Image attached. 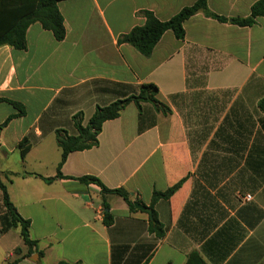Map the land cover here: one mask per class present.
Masks as SVG:
<instances>
[{
  "label": "crops",
  "instance_id": "0c3cea01",
  "mask_svg": "<svg viewBox=\"0 0 264 264\" xmlns=\"http://www.w3.org/2000/svg\"><path fill=\"white\" fill-rule=\"evenodd\" d=\"M196 1L60 0L63 40L36 22L25 31V49L0 46V183L37 242V252L17 264H186L190 254L205 264H264V114L256 107L264 98V16L239 27L196 13L183 23L182 40L167 31L147 57L119 42L144 24L143 11L164 22ZM257 1L207 0V8L246 18ZM147 83L171 113L143 105L155 125L139 133L138 111L128 104L102 124L96 147L70 153L60 171L123 188L145 207L153 192L183 180L153 204L160 238L148 231L149 213L130 211L119 197L71 179L42 180L55 176L60 160L56 130L76 136L73 116L85 126L97 107ZM196 90L233 96L218 109L200 104L183 115L178 100ZM9 101L24 113L6 122L18 113ZM238 122L246 131L232 133ZM0 204L5 212L1 191ZM11 231L19 235L0 225V244ZM21 245L2 251L0 264L25 255Z\"/></svg>",
  "mask_w": 264,
  "mask_h": 264
},
{
  "label": "trees",
  "instance_id": "16d2710c",
  "mask_svg": "<svg viewBox=\"0 0 264 264\" xmlns=\"http://www.w3.org/2000/svg\"><path fill=\"white\" fill-rule=\"evenodd\" d=\"M60 0H3L0 7V46H9L13 49L23 50L25 44V31L30 24L39 23L40 26L52 33L56 41H61L65 37V29L63 26V18L57 9L56 3ZM196 13H202L205 17L211 18L221 23H230L239 27L251 26L256 19L264 16V0H258L250 9V14L246 18H224L215 15L207 8V0H197L192 6L185 7L175 16L167 21H159L149 11H143L142 16L145 22L142 26L134 27L125 35L119 38L120 43H126L134 47L144 57L151 54L154 46L157 44L161 36L170 31L178 40L184 38L183 23L191 18ZM158 89L155 85L147 83L140 86L137 94L127 98L116 100L105 107H97L89 119L88 123L83 126L80 114L73 116V126L77 131L76 136H69L63 130L55 131V139L58 148L61 150L60 160L56 165V174L52 178L42 179L46 183H50L57 179H71L78 181L84 185H94L99 188L102 197L105 195H113L121 198L128 206L130 211H135L134 203L143 207V210L149 213L148 231L158 238L163 236L164 230L158 222L153 204L160 199H168L182 184L183 180L168 188L164 192H153L151 203L145 207L139 200H131V195L123 188L107 189L98 179L91 176L80 178L65 177L61 174V167L67 156L72 152L88 150L98 145L97 137L101 131V126L104 122L114 120L119 117L120 112L130 103H132L138 111V132L142 133L145 130L155 125V118L149 115L143 109V105H150L155 113H160L164 116L171 113L170 108L157 99ZM1 101H6L0 99ZM8 102V101H7ZM9 103L17 109L18 113L8 117L6 122H9L17 116H21L24 111L20 104L16 102ZM257 111L264 114V98L260 99L257 104ZM261 125L263 123L260 120ZM244 125L238 122L232 133L241 134L246 131ZM264 131V126L262 127ZM25 140L19 144L21 156H24L28 151V147H24ZM0 191L2 195V204L5 210L4 216L1 219L2 230L9 228H19V237L27 252L25 255L14 259L8 264H17L20 260L28 258L34 252H37V242L29 237L30 222L21 218L15 208L9 201L6 188L0 183ZM104 209L108 206L103 202ZM103 223L109 226L112 223L111 215L108 212L103 213ZM15 255L20 254V249L14 250ZM41 256V253L38 254ZM58 264H67L60 262ZM186 264H205L198 255L190 254Z\"/></svg>",
  "mask_w": 264,
  "mask_h": 264
},
{
  "label": "rangeland",
  "instance_id": "374dc122",
  "mask_svg": "<svg viewBox=\"0 0 264 264\" xmlns=\"http://www.w3.org/2000/svg\"><path fill=\"white\" fill-rule=\"evenodd\" d=\"M200 86V85H198ZM233 94L229 92H211V93H205L202 90H196L194 92H188L187 95H185V98L179 99V106L178 111H180L183 115L188 114L190 112H193L195 110V107L197 105H205L207 109L213 108V106H216V109L220 108L221 102L225 103L228 100L232 98ZM216 100V101H215ZM194 113V112H193ZM194 139H197V141L200 140V137H194ZM4 213L2 210V205L0 204V214ZM4 216V214H1L0 216V225H1V219ZM18 244H21V239L19 235L16 233V231H11L8 236L1 242L0 244V258L1 256H6L7 253L2 254V251H7L8 248L11 246H16ZM19 247H23L22 245ZM24 250V248H22ZM17 256V255H14ZM14 256H11V259L13 260ZM6 264V262H5Z\"/></svg>",
  "mask_w": 264,
  "mask_h": 264
},
{
  "label": "water",
  "instance_id": "95a60500",
  "mask_svg": "<svg viewBox=\"0 0 264 264\" xmlns=\"http://www.w3.org/2000/svg\"><path fill=\"white\" fill-rule=\"evenodd\" d=\"M134 207L136 208V209H143V207L141 206V205H139V204H137V203H134ZM35 258V257H34ZM31 260H33L32 258H31Z\"/></svg>",
  "mask_w": 264,
  "mask_h": 264
},
{
  "label": "built area",
  "instance_id": "2783aa9c",
  "mask_svg": "<svg viewBox=\"0 0 264 264\" xmlns=\"http://www.w3.org/2000/svg\"><path fill=\"white\" fill-rule=\"evenodd\" d=\"M245 199H246V200H250L251 198H250L249 195H246V196H245Z\"/></svg>",
  "mask_w": 264,
  "mask_h": 264
}]
</instances>
